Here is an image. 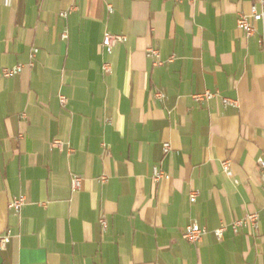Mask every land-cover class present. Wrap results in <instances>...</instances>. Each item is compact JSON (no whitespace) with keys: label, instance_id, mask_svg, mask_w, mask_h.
Wrapping results in <instances>:
<instances>
[{"label":"crops","instance_id":"1","mask_svg":"<svg viewBox=\"0 0 264 264\" xmlns=\"http://www.w3.org/2000/svg\"><path fill=\"white\" fill-rule=\"evenodd\" d=\"M253 5L0 0V234L11 232L0 264H264V18L251 37L237 27ZM106 33L127 36L111 55ZM150 46L174 61L153 67ZM205 91L237 104L193 100ZM253 212L258 226L235 234ZM193 223L197 244L183 238Z\"/></svg>","mask_w":264,"mask_h":264},{"label":"built area","instance_id":"2","mask_svg":"<svg viewBox=\"0 0 264 264\" xmlns=\"http://www.w3.org/2000/svg\"><path fill=\"white\" fill-rule=\"evenodd\" d=\"M175 3H181L183 1H190L194 2L195 0H172ZM109 13L113 12V7L111 5H108ZM69 11H64L61 13V16L63 18H67L69 15ZM264 18V0H259V5H253L251 7V13L249 15L247 14H241L237 20V27L239 30H241L247 37H251L255 34L256 28L253 24V22H259ZM63 37L66 39L67 34L65 33ZM127 41V36L122 34H112V33H106L102 42V48L106 52V54L111 55L113 53L114 48L121 43H125ZM38 53V49L34 48L31 53V59L33 60ZM147 57L151 60L153 67H161L165 65L166 63H172L174 61V57H170L168 59H164L162 57L160 49L154 46H150L146 50ZM32 65V63H31ZM23 71V66H15L12 68H3L2 70V77L3 78H11L17 75H20ZM102 71L105 75H110L113 71L112 63L109 60H106L102 65ZM154 96L159 100H164L165 95L162 92H155ZM192 98L194 101L198 103L203 102H209L212 99L220 98L225 105H236L237 101L232 100L226 97H222L219 92H211V91H205L203 93H198L192 95ZM60 104L62 106H65L67 104V98L64 96L59 97ZM25 117V115L23 116ZM51 146L54 148H59L63 150L64 148V142L61 140H53L51 142ZM170 145L169 143L164 144V151L165 153H168L170 151ZM71 151V150H69ZM258 168L263 180V186L262 190L264 192V159L260 158L258 159ZM223 169L224 172L227 175H232L231 171V162L229 160L223 162ZM167 177L163 172L155 169L154 170V176L153 179L155 182H159L162 178ZM108 178L103 176L100 178V181L102 183L107 182ZM82 185V178L80 176L73 175L71 178V187L73 191H77L81 188ZM198 192L193 191L190 194V201L193 203L197 200ZM26 196L20 195L17 197L12 198V200L9 202V208L15 212H20L21 208L26 203ZM100 224L104 229L107 228V221L104 217L100 218ZM259 224V214L257 212H253L248 214L245 218L237 219L232 224V230L235 234H238L243 229H249V228H255ZM226 229V225H222L220 228L215 230V235L218 239H222L224 232ZM205 233V228L201 227L197 223H193L188 225L183 232V238L192 244H197L202 240L203 234ZM11 232L8 230L5 234H0V247L1 249L5 250L9 239H10Z\"/></svg>","mask_w":264,"mask_h":264}]
</instances>
